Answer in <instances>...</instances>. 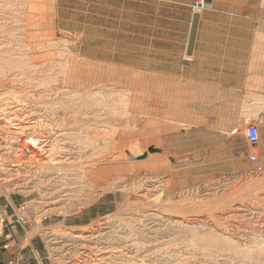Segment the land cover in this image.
Masks as SVG:
<instances>
[{"label": "rangeland", "instance_id": "1", "mask_svg": "<svg viewBox=\"0 0 264 264\" xmlns=\"http://www.w3.org/2000/svg\"><path fill=\"white\" fill-rule=\"evenodd\" d=\"M196 1L0 0L1 263L264 257V0H203L192 34ZM74 159L107 168L105 183L64 181L52 164Z\"/></svg>", "mask_w": 264, "mask_h": 264}, {"label": "bare ground", "instance_id": "2", "mask_svg": "<svg viewBox=\"0 0 264 264\" xmlns=\"http://www.w3.org/2000/svg\"><path fill=\"white\" fill-rule=\"evenodd\" d=\"M202 1L203 0H197V4H196V7H194L193 8V10H194V15H196L197 17H198V19L200 20V14H196L197 12H201L200 11V9H199V5H201V3H202ZM193 18V17H192ZM191 28V27H190ZM197 28V27H196ZM192 33V32H191ZM2 34V33H1ZM190 34V33H189ZM195 34V33H194ZM193 36V35H192ZM194 36H196V35H194ZM28 47V46H27ZM22 48V47H21ZM187 56H190V55H188V54H186ZM11 63V62H10ZM13 63H15V62H13ZM12 63V64H13ZM16 64V63H15ZM17 64H18V62H17ZM20 64V63H19ZM24 65V64H23ZM13 68H14V66H13ZM16 69H17V67H15ZM11 69V68H10ZM18 69H19V67H18ZM17 69V70H18ZM26 69V68H25ZM54 69V68H53ZM264 69V68H263ZM20 70H22V69H20ZM262 70V69H261ZM22 72V71H21ZM65 72H67L66 71V69H65ZM20 73V72H19ZM23 73V72H22ZM21 73V74H22ZM123 75V74H122ZM72 78H74V77H72ZM100 78V77H99ZM64 79V78H63ZM63 79H62V82H63ZM65 79H66V77H65ZM254 80V79H253ZM252 80V81H253ZM261 80V79H260ZM264 80V79H263ZM67 81V80H66ZM66 81H64V82H66ZM110 82L111 80L110 79H105V80H103V79H101L100 81H98V83H101V82ZM257 81H259L258 79H257ZM68 82V81H67ZM74 82V81H73ZM260 82V81H259ZM42 83V82H41ZM83 83V82H82ZM200 83V82H199ZM31 84V83H30ZM63 84V83H62ZM95 83H93V85H94ZM34 85H36V84H34ZM72 85V84H71ZM75 85V84H74ZM102 85V84H101ZM104 85H106V84H104ZM117 85V84H116ZM123 85V84H122ZM94 86H97V85H94ZM103 86V85H102ZM111 86V85H110ZM30 87V86H29ZM39 87V86H38ZM97 87H99L100 88V85L99 86H97ZM53 88V87H52ZM55 88V87H54ZM98 88V89H99ZM32 89V88H31ZM62 89V88H61ZM65 89V88H64ZM113 89V88H112ZM126 89V88H125ZM255 89H256V87H255ZM63 90V89H62ZM61 90V91H62ZM67 90V89H66ZM74 90V89H73ZM102 89H99L98 91H101ZM257 90V89H256ZM70 91V90H69ZM87 91V90H86ZM85 90H84V92H86ZM55 92V91H54ZM57 92H59V91H57ZM68 91H66V93H67ZM72 92V91H71ZM74 92H76L77 93V91H75L74 90ZM73 92V93H74ZM96 92V91H95ZM109 92V91H108ZM121 92V91H120ZM124 92V91H123ZM249 92V91H248ZM45 93V92H44ZM49 93L51 94V91H49ZM60 93V92H59ZM63 93V92H62ZM65 93V92H64ZM103 93H104V91H103ZM125 93V92H124ZM127 93V92H126ZM46 94V93H45ZM69 94H71L70 92H69ZM69 94L67 93V95L69 96ZM75 94V93H74ZM78 94H80L79 92H78ZM98 94V93H97ZM60 95H62V94H60ZM72 95V94H71ZM77 95V94H76ZM75 95V96H76ZM251 95V94H250ZM256 96H257V94H255ZM252 96H254V95H252ZM63 97V96H62ZM65 97V96H64ZM67 97V96H66ZM71 97V96H70ZM70 97H68L69 99H70ZM74 97V96H73ZM76 98H77V96H76ZM101 98V97H100ZM63 99H67V98H63ZM68 99V100H69ZM75 101V100H74ZM101 101V100H100ZM70 102L72 103V101L70 100ZM81 102V101H80ZM99 101H97V103H98ZM109 102V101H108ZM23 103V102H22ZM77 103V102H76ZM76 103H74V105L76 104ZM97 103L95 104L96 106H97ZM73 104V103H72ZM79 105L80 104H82V103H78ZM104 104V103H103ZM105 104H107L106 102H105ZM120 104V103H119ZM127 104V103H126ZM251 104V103H250ZM249 104V105H250ZM253 104V103H252ZM67 105V104H66ZM70 105L71 104H69V107H70ZM84 105H86L85 103H84ZM93 105H94V103H93ZM93 105H91V106H93ZM94 105V108L96 109H93V116H94V118L96 119L97 118V120L99 119L100 121H101V124H103V125H108L109 123H108V121L107 122H105L104 120H102V119H100L101 118V116H102V113H100V108L97 106V108H96V106ZM99 105V104H98ZM101 105V104H100ZM99 105V106H100ZM108 105V104H107ZM109 105H110V103H109ZM112 105V104H111ZM110 105V106H111ZM63 106V105H62ZM82 106H83V104H82ZM104 106V105H103ZM116 106V105H115ZM243 106V105H242ZM12 107V106H11ZM74 107H76L77 108V105L76 106H74ZM88 107V106H87ZM90 107V106H89ZM6 108V107H5ZM66 108H67V110H70L71 109V107L68 109V107H65V111H66ZM76 108H75V110H76ZM82 108V107H81ZM83 108L84 109H86L84 106H83ZM83 108L81 109V110H83ZM93 108V107H92ZM99 108V109H98ZM103 108V107H102ZM109 108V107H108ZM122 108V107H121ZM264 108V107H263ZM73 109V108H72ZM79 109V108H78ZM91 109V108H90ZM89 109V110H90ZM106 109V108H105ZM88 110V111H89ZM127 110V109H126ZM64 111V110H63ZM64 111V112H65ZM76 111H78V110H76ZM80 111V110H79ZM78 111V112H79ZM84 111V110H83ZM107 111H108V109H107ZM69 112H72V111H69ZM121 112V111H120ZM250 112V111H249ZM61 113H62V111H61ZM60 113V114H61ZM68 114V111H66L65 112V114ZM73 114H74V112H72ZM72 113H70V115L72 116L73 114ZM83 113V112H82ZM104 113V112H103ZM124 113V112H123ZM32 114V113H31ZM57 114V113H56ZM84 114V113H83ZM88 114V113H87ZM109 112H106V113H104V115H105V118H107L108 119V117H109ZM254 114V113H253ZM256 114V113H255ZM13 115V114H12ZM75 116H76V114H74ZM78 115H82V114H78ZM52 116V115H51ZM63 116H64V114H63ZM85 116H87L86 114H85ZM108 116V117H107ZM67 117H69V114H68V116ZM80 117V116H79ZM90 117V116H89ZM136 117H138V116H136ZM13 118V117H12ZM44 118V117H43ZM63 118V117H62ZM81 118H82V116H81ZM84 118V117H83ZM102 118H104V116L102 117ZM129 118V117H128ZM241 118V117H240ZM23 119V118H22ZM64 119H65V117H64ZM127 119V118H126ZM171 119V118H170ZM46 120V119H45ZM72 120V119H71ZM81 120V119H80ZM83 120V119H82ZM137 120V119H136ZM153 120H155V119H153ZM19 121H21V120H19ZM41 121V120H40ZM68 121V120H67ZM73 121V120H72ZM87 121H90V119L89 120H87ZM95 121V120H94ZM117 121V122H116ZM114 120V123H113V126H115V128H118L120 125H122L121 123H119L118 122V120ZM133 121V120H132ZM162 121V120H161ZM6 122V121H5ZM65 122V121H64ZM91 122V121H90ZM97 122V121H96ZM121 122V121H120ZM27 123H29V122H27ZM69 125H70V120H69ZM73 123V122H72ZM75 123V122H74ZM132 123V122H131ZM148 123H149V121H148ZM22 124V123H21ZM133 124H134V122H133ZM259 124V123H258ZM32 125V124H31ZM81 125H83V124H81ZM85 125V124H84ZM83 125V126H84ZM87 125V124H86ZM85 125V126H86ZM134 125H136V124H134ZM22 126V125H21ZM71 126V125H70ZM69 126V127H70ZM73 126H74V124H73ZM84 126V127H85ZM91 125H89V127H90ZM129 126V125H128ZM127 126V127H128ZM145 126V125H144ZM68 127V126H67ZM77 127H79V125L77 126ZM111 127V126H110ZM14 128H15V130H17V131H19V132H22L23 131V129L24 128H21L20 127V125L18 124V123H16V124H14ZM31 128V127H30ZM71 128V127H70ZM83 128V127H82ZM93 128V127H92ZM114 128V129H115ZM187 128V127H186ZM29 129V128H28ZM32 129V128H31ZM34 129V128H33ZM65 129H66V127H65ZM84 129L85 128H83V132L84 133H87V131H88V129H91V127L90 128H88L87 129V131L85 132L84 131ZM121 129V128H120ZM123 129H124V127H123ZM72 130H74V129H72ZM82 130V129H81ZM81 130H80V132H79V134L81 133ZM93 130V129H92ZM111 131L110 132H112V130L113 129H110ZM79 131V130H78ZM98 131V130H97ZM106 131V130H105ZM104 131V132H105ZM120 131V130H119ZM12 132V131H11ZM74 132V131H73ZM76 132V131H75ZM74 132V133H75ZM90 132H91V130H90ZM89 132V133H90ZM67 133V132H66ZM66 133H64L65 135L63 136V138L65 139V140H68V136L70 135L69 133H72L71 131L68 133L69 135H67ZM83 133V134H84ZM92 133V132H91ZM94 133V132H93ZM98 133V132H97ZM107 133V132H106ZM106 133L104 134V135H106ZM78 134V135H79ZM88 134V133H87ZM139 134V133H138ZM74 135H76V134H74ZM82 135V134H81ZM169 135V134H168ZM67 136V137H66ZM86 136V135H85ZM92 136V135H91ZM97 136V135H96ZM115 136V135H114ZM84 137V136H83ZM107 137H109V136H107ZM111 137V136H110ZM113 137V136H112ZM69 138H71V137H69ZM75 138V137H74ZM79 138V139H78ZM88 138V137H87ZM95 138H97V137H95ZM116 138V137H115ZM131 138V137H130ZM76 139V138H75ZM77 139L78 140H80V136L79 137H77ZM81 139H82V137H81ZM84 139V138H83ZM82 139V140H83ZM89 139V138H88ZM91 139H92V137H91ZM91 139H89V140H87V142H91V143H93L92 141L94 140V138L92 139V141H91ZM111 139V138H110ZM148 139V138H147ZM78 140L76 141V142H78ZM81 140V141H82ZM118 140H120L119 138H118ZM117 140V141H118ZM29 142H32V144H33V146H37V145H39V143H37L36 141H33L32 139H29L28 140ZM38 141V140H37ZM74 141V140H73ZM84 141V140H83ZM97 141V140H96ZM112 141H114V140H112ZM116 141V142H117ZM43 142V141H42ZM68 142H70V141H68ZM67 142V143H68ZM75 142V144L77 145V143ZM80 142V141H79ZM85 142V141H84ZM95 142V141H94ZM105 142V141H104ZM63 143V142H62ZM90 143V144H91ZM22 144V143H21ZM48 144V143H47ZM89 144V143H88ZM30 145V144H29ZM73 145V144H72ZM107 145V144H106ZM109 145V144H108ZM120 145V147H121V144H119ZM78 146V145H77ZM79 146H81L82 147V145H79ZM86 146V145H85ZM90 146V145H89ZM97 146V145H96ZM26 147V146H25ZM30 147H32V146H30ZM40 148H42V146H39ZM84 147V146H83ZM91 147V146H90ZM99 147V146H98ZM102 147V146H101ZM108 147V146H107ZM74 148H75V146H74ZM85 149H86V147H84ZM89 148V147H88ZM87 148V149H88ZM96 148V147H95ZM100 148V147H99ZM112 148V147H111ZM115 148H116V146H115ZM156 148V147H155ZM24 149V148H23ZM35 149H39L38 147L37 148H35ZM66 149V150H65ZM76 149L78 150V148L76 147ZM90 149V148H89ZM92 149V148H91ZM123 149V148H122ZM137 149V148H136ZM5 150V149H4ZM21 150V149H20ZM40 150H42V149H39V151ZM70 149H67V148H64L63 150H61V152H59V155H60V159L61 160H63V159H68L67 157L69 156V152H71V151H69ZM119 150V149H118ZM157 150V149H156ZM43 151V150H42ZM46 151V150H45ZM74 151V150H73ZM76 151V150H75ZM74 151V152H75ZM79 151V150H78ZM92 151V150H91ZM95 151V150H94ZM93 151V152H94ZM6 152V151H5ZM30 152V151H29ZM47 152H48V150H47ZM49 152H50V150H49ZM48 152V153H49ZM81 152V151H80ZM83 152L85 153V151L83 150ZM90 152V151H89ZM123 152V151H122ZM130 153H131V151H129ZM158 152V151H157ZM33 153V152H32ZM43 153V152H42ZM82 153V152H81ZM83 153V154H84ZM136 153V152H135ZM142 154H140V155H143V152H141ZM31 154V153H30ZM50 154V153H49ZM93 154V153H92ZM113 154V153H112ZM139 154V153H138ZM37 155V154H36ZM74 155V154H73ZM90 155V154H89ZM88 155V156H89ZM149 155V154H148ZM159 155V154H158ZM34 154H32L31 155V157L32 158H34ZM48 156V155H47ZM79 156H82V154L80 155V154H78V157ZM83 156H85V155H83ZM120 157H121V155H119ZM118 156V157H119ZM139 156V155H138ZM77 157V156H76ZM76 157H74V158H76ZM90 157V156H89ZM117 157V158H118ZM119 157V158H120ZM141 157V156H140ZM158 157V156H157ZM257 157V156H256ZM41 158V157H40ZM82 158V157H81ZM84 158V157H83ZM91 158V157H90ZM118 158V159H119ZM159 158V157H158ZM79 159H80V157H79ZM94 159V158H93ZM32 160V159H31ZM43 159H39V160H37L39 163H44L43 161H42ZM76 159H74L72 162H73V164H71V162H69V163H67V164H65V162L63 161L62 163L63 164H57V163H59V162H55V164H52V165H54V167L55 168H57V170H59V174H60V176L61 175H63V178H64V181H65V178L67 177V176H70L69 178H70V181H72V186L73 185H75V184H79V183H84L85 182V180H86V182H89L88 184H90V182H91V185L92 184H95V183H97V182H103V183H105L104 182V180L105 179H107L108 178V176H109V174L108 173H106V169L104 168V169H101V168H99V167H97V166H89L86 170H85V168H83L82 167V162L81 161H77L78 162V164H74V162H76L75 161ZM113 160V159H112ZM115 160H116V158H115ZM16 161V160H15ZM24 161V160H23ZM68 161H70L69 159H68ZM83 161V160H82ZM118 161V160H117ZM36 162V161H35ZM81 162V163H80ZM21 163V162H20ZM38 163V164H39ZM18 164V163H17ZM25 164V163H24ZM81 164V165H80ZM125 164V163H124ZM162 164V163H161ZM22 165V164H21ZM36 165V164H35ZM40 165V164H39ZM86 165V164H85ZM89 165V164H88ZM115 165V164H114ZM154 165V164H153ZM119 166V165H118ZM152 166V165H151ZM96 167V168H95ZM102 167V166H101ZM120 167V166H119ZM155 167V166H154ZM127 168V167H126ZM123 169V168H122ZM143 169V168H142ZM119 170V169H118ZM117 170V171H118ZM147 170V169H146ZM85 171H87V172H85ZM166 171V170H165ZM111 172H112V169H111ZM128 172V171H127ZM121 173V172H120ZM174 173V172H173ZM154 175V174H153ZM107 177V178H106ZM99 178V179H98ZM113 178V177H112ZM151 178V177H150ZM98 181H97V180ZM100 180V181H99ZM122 180V179H121ZM69 181V182H70ZM145 181V180H144ZM66 183V182H65ZM64 183V184H65ZM68 183V182H67ZM66 183V184H67ZM125 183V182H124ZM178 183V182H177ZM100 184V183H99ZM86 185V184H85ZM90 185V186H91ZM98 185V184H97ZM134 185V184H133ZM250 185V184H249ZM65 186V185H64ZM77 186V185H76ZM84 186V185H83ZM83 186H81V187H83ZM89 186V185H88ZM108 186V185H107ZM86 187V186H85ZM103 188V187H102ZM72 189H75V187H73V188H70V190H72ZM77 189H79L78 187H76V190ZM88 189V188H87ZM96 189V188H95ZM70 190H68V191H70ZM82 190V188L79 190V191H81ZM85 190V189H84ZM83 190V191H84ZM90 190V189H89ZM94 190V189H93ZM101 190V189H100ZM232 192V191H231ZM67 193H69V192H67ZM81 193H82V191H81ZM85 193V192H84ZM83 193V194H84ZM89 193H91L90 191H89ZM89 193H87L88 194V196L85 198V199H87L88 197H90V198H92L91 197V195L89 194ZM94 192H92V194H93ZM86 194V195H87ZM160 194V193H159ZM75 195V194H74ZM229 195V194H228ZM93 196V195H92ZM95 196V195H94ZM84 197H85V195H84ZM89 198V200H91L92 201V199H90ZM94 198V197H93ZM234 198V197H233ZM95 200V199H94ZM153 201V200H152ZM155 201V200H154ZM129 202H131V201H129ZM86 203V202H85ZM136 203V202H135ZM244 204V203H243ZM66 205V204H65ZM81 205V204H80ZM158 212V211H157ZM69 216V215H68ZM155 216V215H154ZM238 217H240V216H238ZM244 217V216H243ZM242 218V217H241ZM243 219V218H242ZM257 221V220H256ZM262 223V222H261ZM148 224V223H147ZM154 224V223H153ZM152 226V225H151ZM225 226V225H224ZM154 227V226H153ZM193 228V227H192ZM194 233V232H193ZM100 235V234H99ZM92 237V236H91ZM79 238V237H78ZM198 238V237H197ZM85 240V239H84ZM191 240V239H190ZM202 241V240H201ZM203 242V241H202ZM197 243V242H196ZM204 243V242H203ZM220 243V242H219ZM262 243V242H261ZM145 244V243H144ZM148 244V243H147ZM195 245V244H194ZM205 245H207L206 244V242H205ZM212 245V244H211ZM150 246V245H149ZM192 246V245H191ZM204 246V245H203ZM209 246V245H208ZM96 247V246H95ZM91 248V247H90ZM93 248V247H92ZM216 248H219V247H216ZM99 249V248H98ZM91 250V249H90ZM136 251V250H135ZM261 253H262V255L264 256V249H262V251H261ZM252 259L253 260H255L254 261V263L255 264H259V262H261V261H264V257H252Z\"/></svg>", "mask_w": 264, "mask_h": 264}, {"label": "built area", "instance_id": "3", "mask_svg": "<svg viewBox=\"0 0 264 264\" xmlns=\"http://www.w3.org/2000/svg\"><path fill=\"white\" fill-rule=\"evenodd\" d=\"M197 2V1H196ZM245 136L248 144L251 147H256L259 143V133L256 126L249 125L245 128ZM249 160L251 162H256L257 157L255 155H252Z\"/></svg>", "mask_w": 264, "mask_h": 264}, {"label": "crops", "instance_id": "4", "mask_svg": "<svg viewBox=\"0 0 264 264\" xmlns=\"http://www.w3.org/2000/svg\"><path fill=\"white\" fill-rule=\"evenodd\" d=\"M14 241H16V239ZM10 255H12V249L8 250L7 252H1L0 251V263L1 262H5L6 263V261L9 260ZM1 264H3V263H1Z\"/></svg>", "mask_w": 264, "mask_h": 264}, {"label": "water", "instance_id": "5", "mask_svg": "<svg viewBox=\"0 0 264 264\" xmlns=\"http://www.w3.org/2000/svg\"><path fill=\"white\" fill-rule=\"evenodd\" d=\"M197 21H198V17L196 15H193V18H192V34H193V31H195V29H196ZM191 44H192V40L190 41V46H191ZM153 151H154L153 149L150 150V152H153Z\"/></svg>", "mask_w": 264, "mask_h": 264}]
</instances>
